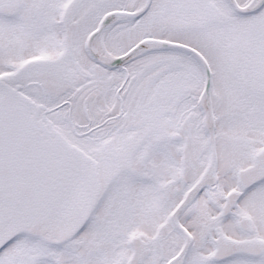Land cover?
I'll return each instance as SVG.
<instances>
[{"label": "snow or ice", "instance_id": "snow-or-ice-1", "mask_svg": "<svg viewBox=\"0 0 264 264\" xmlns=\"http://www.w3.org/2000/svg\"><path fill=\"white\" fill-rule=\"evenodd\" d=\"M0 264H264V0H0Z\"/></svg>", "mask_w": 264, "mask_h": 264}]
</instances>
